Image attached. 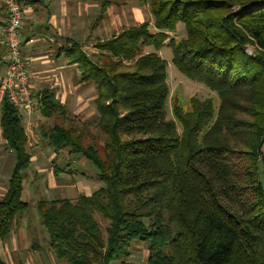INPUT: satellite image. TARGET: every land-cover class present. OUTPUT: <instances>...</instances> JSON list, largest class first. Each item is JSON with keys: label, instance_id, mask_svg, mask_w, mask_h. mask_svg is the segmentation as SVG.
Listing matches in <instances>:
<instances>
[{"label": "trees", "instance_id": "obj_1", "mask_svg": "<svg viewBox=\"0 0 264 264\" xmlns=\"http://www.w3.org/2000/svg\"><path fill=\"white\" fill-rule=\"evenodd\" d=\"M111 2L100 0L92 25ZM148 7L151 26L98 40L94 59L75 40L60 48L78 81L95 88L89 122L104 143L85 142L75 126L42 129L53 150L91 162L101 184L89 195L36 202L46 247L58 264H112L137 239L147 242L145 264H264V0H148ZM180 23L185 35L175 40L169 33ZM166 44L172 63L212 90L217 105L191 97L189 109L175 103L167 116V62L159 54ZM37 106L46 117L66 110L48 89ZM1 108V132L16 160L0 199V240L31 210L21 198L31 161L22 119L7 98ZM0 264H7L1 254Z\"/></svg>", "mask_w": 264, "mask_h": 264}, {"label": "crops", "instance_id": "obj_2", "mask_svg": "<svg viewBox=\"0 0 264 264\" xmlns=\"http://www.w3.org/2000/svg\"><path fill=\"white\" fill-rule=\"evenodd\" d=\"M19 1L23 6V16H22L21 24L19 25V38L22 47V54L26 60L25 70L29 74L35 95V100L37 101L38 94H40L43 90L48 89L54 92L55 97L59 99L66 108L64 114L62 115L56 114L51 117L43 116L40 110L38 109V107L29 115H27L23 110L17 108L21 116L22 124L24 126V131L27 137L26 149L31 154V161L26 175V179H28L29 177V180L26 181V179H24L23 181L22 195L23 198L25 197L26 200L30 201L31 204H35L36 199H38V197L35 198L33 191L36 189L35 187L38 186L37 184L38 181L34 179L41 176V174L45 171L47 165L46 161H45L46 165L42 164L44 162V158L43 155L40 154L39 152V146L37 145L34 146V144L40 140V136H42L41 133H42V129L44 128L42 123V121H44L43 118L52 119L54 117H62L63 120L64 119L68 120L70 116H72L70 115L71 113L78 114L79 112L82 113L83 117L84 116L94 117L95 109L92 112L90 107L93 106L92 100H94L96 96V91L92 84L79 83L78 81L79 72L77 71L76 65L69 63L67 58L64 56V54L60 53V48L65 46L67 40L78 41L81 38H83V34L84 36H87L88 34L87 17H88V9H89L87 0H19ZM94 5L96 4L91 5L90 8H92V6L94 7ZM110 7L111 4L106 8V14L109 11L108 9ZM98 12H99V4H98ZM93 13L95 12L93 11ZM97 14L98 13H96V15ZM5 20H6V11L4 8L3 0H0V78L4 76L7 71V65H6L7 47L5 45V36L3 31V25L5 23ZM143 22H147V21H143ZM93 53H98V50L95 48V46ZM74 69L75 72L73 71ZM74 78H76L77 80L73 81ZM72 92L74 93V95H78L79 99L81 98V101L76 103L74 106H71L69 104L72 99L71 97ZM1 102H0V119L2 116ZM37 127L38 129H36ZM49 147L50 146L47 145L48 150L45 149L47 150L48 153L47 155L48 158L46 157V159L50 158L49 160H53L57 156V153L63 151V150L60 151L54 150L55 153H53ZM11 153H13L14 155V163L12 166L13 169L16 157L14 152L7 146L6 139L1 132V125H0V199L2 198V196L4 195V193L8 188V180L12 173V169L10 170ZM67 153L69 155L68 157L71 158L72 153L70 152ZM39 159H43V162L41 163ZM67 167L69 169L71 168L70 166ZM68 168L65 169L68 170ZM30 171H31V175L29 176ZM55 174L60 176V179L62 180V176L68 174V172L67 173L65 171L61 172V170H59V172ZM52 175H54L53 172ZM55 181H56L55 177L54 179L51 177L48 178L45 187L47 189L52 190L53 192L52 195L55 196L57 195V196L53 197L52 195L49 194V196H47L48 197L47 200L72 198V197H59L61 196V194H63V190L65 187L67 189L65 196H68V190L72 191V187H71L72 185L70 183V180H69L70 184H67L68 181L62 180L64 185L61 188H58L59 183H56ZM94 181H96V184ZM87 184H90L88 186V189H85L84 193L80 191L85 195H89L92 192V190L95 188V186L98 187L101 185L99 182H97V179L92 180V184L88 182ZM56 190L57 192H55ZM81 193H78L77 196ZM36 194L38 196L39 193L37 192ZM34 209H35L33 213L34 219L30 222V225H27L28 219L24 218L22 220L21 227H18L16 229L14 228L6 237L0 240V254L3 257V259L7 262V264H9V262L5 259L4 257L5 254H8L9 256L16 255L17 256L16 261L19 264L20 263L22 264L24 261L26 262L24 264H34L33 259L31 257H29V261H31L29 262L28 259L22 260L20 256L22 252L23 253L25 252V250H23L22 252L21 250L27 248L26 245L27 231H28V235H30V241H29L30 244L28 245V248H30L31 250L33 247H35L37 250H40V253L42 254L48 253V251L45 250L46 244L39 243L40 238H35L36 239L35 240L32 239L31 237V234L35 236V234L32 231H38V225H40L41 229L44 232V229L38 220L37 208ZM45 235L46 234L44 232V236ZM33 242L39 243L41 247L32 246ZM33 253L37 254L38 252L34 251ZM36 264H44V262L39 261Z\"/></svg>", "mask_w": 264, "mask_h": 264}, {"label": "rangeland", "instance_id": "obj_3", "mask_svg": "<svg viewBox=\"0 0 264 264\" xmlns=\"http://www.w3.org/2000/svg\"><path fill=\"white\" fill-rule=\"evenodd\" d=\"M111 1H112L111 7L108 9L109 11L105 15V17L96 25H92V22L96 16V13H98V4H99L100 0H87L88 6H89L88 17H87L88 18L87 19V21H88V26H87L88 34H87V36H84V34H83V38L78 40V42L82 45V49L88 55H90L93 59L95 58L94 56H96V54L93 53L94 52V45L98 40L107 39V38L111 37L113 34L120 32L122 29L127 28L129 26L137 25L143 21L149 22L150 26L152 25V19H151V15L149 13V7H148V0H111ZM93 4H96V5H94V7L92 6V8H90V6ZM93 11L95 13H93ZM184 35H185V30H184L183 24H181V26H178V28L176 29L175 32L169 33V36L174 38L175 40H179V39L183 38ZM152 49H153V47L145 48L144 52H146V51L149 52ZM246 51L248 53H252L253 46L247 45ZM159 54L167 62V82H168V86H169V98L167 101L168 102L167 103V112H168L167 116H169V117L171 116V114H170L171 107L175 103L180 104L185 109H189V107H190V101L189 100L191 97H196L200 100H204L206 98H213L215 105H217V103H218L217 97L212 90H210L208 87H206L203 83H201L197 80H194V79H190L187 76H185L172 63V56H173L172 50L167 44L163 45L160 48ZM126 66L127 65H125V66L123 65V66L118 67V68L125 69ZM73 71L75 72V69ZM76 80L77 79L74 78L73 81H76ZM79 83H81V82H79ZM87 84H92V83H87ZM75 93H78V92H75ZM71 97H72V99H71V102L69 103L71 106H74L76 103L81 101V98L79 99L78 95H74L73 92H72ZM92 103H93V100H92ZM90 108L93 112L94 111V104ZM70 115H72V116H70L71 119L69 118L68 120H65V119L63 120L62 117H54L52 119L51 118H43L44 119V121H42L43 127L48 129V128L53 126V122L54 123H61L64 126H73V127L75 126L80 131L86 132L85 133L86 136H85V140H84L85 142L90 141L92 139V137H94L93 139H95L97 141V143L95 141L96 144H98V143L103 144L104 143V135L101 133V131L97 127H95L94 125H91L89 122V120L93 116H89V117L84 116L83 117L82 113H80V112L78 114L71 113ZM77 116H79V117H77ZM237 116L239 118H245L248 120L251 119V116H249L244 111H238ZM86 121L88 123H85ZM36 129H38V127ZM227 138H228V141L234 147L237 146V148H242V149L245 148L244 145H242V143L236 144L238 142V140L236 137H234V135L228 134ZM35 145L39 146V152H40V154L43 155V158H44V162H43V159H39L40 162L41 163L43 162L42 164H44V165L47 164L46 169L41 174V176L34 179V180L38 181V183H37L38 186L35 187L36 189L33 191L35 198L38 197L39 200L40 199H46L47 200L48 199L47 196H49V194L50 195L53 194L52 190L47 189L45 187L46 183L48 181V178H50V177L53 179L55 177V180H56L55 182L59 183L58 188H61L64 185L62 180L68 181L67 184L71 183L72 191L68 190V196H65V193L67 192L66 187L63 190V194H61V196H59V197H72L71 199H74L75 197H77L78 193H81V192L84 193L85 189H88V186L90 185V184H87V182L92 184V180H94L96 178L94 176V173L96 172L95 167L92 165L91 162L86 160L80 154H78V155L71 154V158H70V157H68L69 156L67 153L68 151H62L60 153H57V156L53 160H49L50 158L46 159V157L48 158V156H47L48 155V153H47L48 149H47V145L45 143V140L42 136H40V140L37 143H35L34 146ZM49 148L52 150L53 153H55V151L51 147H49ZM45 149H47V150H45ZM10 155H11L10 170H11L13 163H14V155H13V153H11ZM42 155H41V157H42ZM45 161H46V164H45ZM67 166H70L71 168L69 169ZM65 168H68V170H66ZM259 168H260V171L262 172V170L264 169V165H263L262 161L259 162ZM27 170L25 172H27ZM59 170H61V172H64V171L66 173L68 172V174L62 176V180L60 179V176L55 174L56 173L55 171L59 172ZM52 172L54 175H52ZM69 174H70V176H69ZM30 175H31V171L29 173V176ZM68 178H71V179H68ZM28 180H29V177H28V179H26V181H28ZM69 180H70V183H69ZM94 182L96 184V181H94ZM97 182H99V181H97ZM95 188H96V186H95ZM37 192L39 193L38 196L36 194ZM55 192H57V190ZM52 196L56 197L57 195L56 196L52 195ZM21 198L24 201H27L25 197L23 198V195L21 196ZM38 199H36V202L38 201ZM27 202L29 203L28 210L29 209H31V210L29 212V218H26V219H28L27 225H30V222L34 219L33 213L35 210L34 208H36V202H35V204H31L30 201H27ZM96 219L99 221L101 228L104 230V227L107 225V221L104 220L102 218V216L99 215L98 213L96 214ZM43 229H44V232L46 234L45 236H44V232L41 229L40 225H38V231L39 232L38 231H32L36 237L32 234H31V237H32V239L40 238L39 243H44L47 245L48 244V242H47L48 234H47V231L44 227H43ZM30 231H29V234H30ZM26 235H27L26 236L27 248L21 250V252L23 250H25L24 253L22 252L20 254L22 260L28 259V261H29V257H31L33 259L34 264H36L39 261L44 262V264H48V263L49 264H58V262L56 261V258L54 256L53 251L51 249H49L48 247H45V250H47L48 253H44V254L40 253V250H37L35 248H32L30 250V248H28V245L30 244L29 243L30 235H28V231H27ZM34 251L38 252V253L34 254L33 253ZM148 255H149V250H148L147 242L143 241L141 239H137L136 241H134L130 245L129 255L126 258L123 257L122 259L115 260L112 264H119L121 260H127V261L134 262L137 264H145ZM4 257L9 262V264H19L16 261V259H17L16 255L15 256L14 255L9 256L8 254H5ZM29 262H31V261H29ZM24 263H26V262L24 261L22 264H24Z\"/></svg>", "mask_w": 264, "mask_h": 264}, {"label": "built area", "instance_id": "obj_4", "mask_svg": "<svg viewBox=\"0 0 264 264\" xmlns=\"http://www.w3.org/2000/svg\"><path fill=\"white\" fill-rule=\"evenodd\" d=\"M3 3L6 11L3 31L7 47V71L0 78V102L7 98L14 107L29 115L38 106L29 74L25 70L26 60L19 38L23 6L19 0H3Z\"/></svg>", "mask_w": 264, "mask_h": 264}]
</instances>
